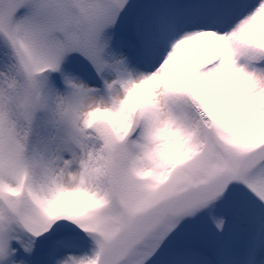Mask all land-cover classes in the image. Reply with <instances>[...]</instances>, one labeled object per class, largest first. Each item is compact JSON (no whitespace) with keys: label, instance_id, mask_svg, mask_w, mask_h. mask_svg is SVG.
<instances>
[{"label":"snow or ice","instance_id":"6c2138e0","mask_svg":"<svg viewBox=\"0 0 264 264\" xmlns=\"http://www.w3.org/2000/svg\"><path fill=\"white\" fill-rule=\"evenodd\" d=\"M0 264H264V0H0Z\"/></svg>","mask_w":264,"mask_h":264}]
</instances>
